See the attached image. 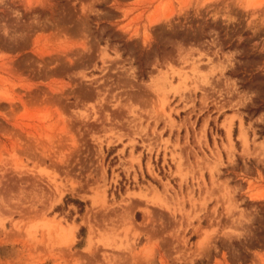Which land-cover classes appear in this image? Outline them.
I'll return each mask as SVG.
<instances>
[{"label": "rangeland", "instance_id": "1", "mask_svg": "<svg viewBox=\"0 0 264 264\" xmlns=\"http://www.w3.org/2000/svg\"><path fill=\"white\" fill-rule=\"evenodd\" d=\"M264 264V0H0V264Z\"/></svg>", "mask_w": 264, "mask_h": 264}, {"label": "bare ground", "instance_id": "2", "mask_svg": "<svg viewBox=\"0 0 264 264\" xmlns=\"http://www.w3.org/2000/svg\"><path fill=\"white\" fill-rule=\"evenodd\" d=\"M26 264V263H25Z\"/></svg>", "mask_w": 264, "mask_h": 264}]
</instances>
